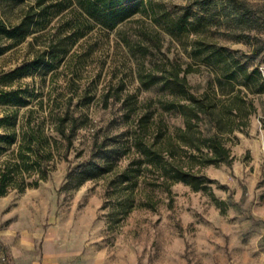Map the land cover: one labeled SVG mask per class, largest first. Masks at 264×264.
I'll return each mask as SVG.
<instances>
[{
  "label": "rangeland",
  "instance_id": "374dc122",
  "mask_svg": "<svg viewBox=\"0 0 264 264\" xmlns=\"http://www.w3.org/2000/svg\"><path fill=\"white\" fill-rule=\"evenodd\" d=\"M240 1L246 2L251 15L259 20L251 23L256 28L264 21V0ZM155 2L161 4L157 12L165 15L156 24L162 34L161 52L183 67H199L187 75L195 92L201 93L213 78V71L196 51L197 40L215 43L237 54L247 65L264 69V33L258 35L259 41H236L235 34L227 35L239 29L234 15L229 16L232 10L227 2L211 3V8L221 7L211 27L200 25L194 17L181 27L177 25V18L191 0ZM23 6L0 0V24L17 23ZM254 33L251 31V36ZM30 40L28 36L0 55V120L16 110L18 133L17 143L0 152V172L6 162L17 161L15 151L27 125L36 130L40 124L44 136L59 139L51 117L68 105L75 116L86 115L89 123L77 130L69 150L65 143L60 144L52 160L43 161L40 170L30 168L23 182L15 175L0 196V251L4 253L0 260L10 258L4 236L12 230L14 234L7 242L20 246L24 241L40 258H62L70 264H264V94L255 101L257 111L248 128L236 132V142L228 143L231 166L221 164L204 170L213 181L214 196L226 202L224 214L209 196L176 184L171 188V207L166 196L159 193L161 201L155 211L137 208L118 226L109 228L108 208H103L104 184L88 181L74 189L66 186L67 173L83 166L93 139H100L112 120L121 119L120 102L109 99L107 107L103 106L106 91L114 93L121 86L123 93L145 100L155 97L159 90L139 85L133 53L114 31L96 27L77 42L64 61L53 62L54 67L45 70L23 66L34 56ZM11 42L0 35V50ZM22 66L21 71L10 73ZM119 130L113 126L110 132ZM3 132L0 128V135ZM34 159L32 155L30 160Z\"/></svg>",
  "mask_w": 264,
  "mask_h": 264
},
{
  "label": "trees",
  "instance_id": "16d2710c",
  "mask_svg": "<svg viewBox=\"0 0 264 264\" xmlns=\"http://www.w3.org/2000/svg\"><path fill=\"white\" fill-rule=\"evenodd\" d=\"M9 1L24 6L17 23L0 24V35L12 41L2 46L0 55L31 36L28 45L35 49L34 56L23 66L45 70L54 67L53 62L64 61L77 42L98 27L114 31L133 53L139 85L159 90L155 97L145 100L123 93L121 86L114 93L108 90L103 94L104 107L109 99L120 102L121 119L112 120L101 138L93 139L89 158L83 166L68 171L66 186L78 189L88 181H101L109 228L118 226L137 208L155 211L161 201L159 193L166 196L171 207V188L176 184L209 196L220 213H225L226 202L214 196L213 181L204 170L221 164L231 166L233 156L228 143L236 142L235 133L248 128L257 111L255 101L264 94V76L258 66L247 65L237 54L218 48L215 43L197 40L201 62L213 71L207 87L197 93L187 75L196 73L199 67H183L161 52L162 34L156 24L165 15L157 12L161 4L155 0ZM218 1L227 2L232 10L229 16L234 15V24L239 28L237 33L230 31L227 35L235 34L236 41L260 40L264 21L253 28L251 23L259 20L251 15L250 6L240 0H191L177 18V25L181 27L194 17L200 25L211 27L214 16L221 14V7L210 5ZM23 66L10 73L21 71ZM16 115L14 110L0 120L4 131L0 135V152L17 143ZM51 123L59 139L44 136L40 124L36 130L27 125V131L22 132L15 151L17 161L6 162L0 172V196L6 193L15 175L23 182L30 168L40 170L43 161L52 160L60 144L65 143L69 150L77 130L86 127L89 118L84 114L75 116L68 105L54 112ZM113 126L120 130L111 133ZM32 155L35 159L31 161Z\"/></svg>",
  "mask_w": 264,
  "mask_h": 264
},
{
  "label": "crops",
  "instance_id": "0c3cea01",
  "mask_svg": "<svg viewBox=\"0 0 264 264\" xmlns=\"http://www.w3.org/2000/svg\"><path fill=\"white\" fill-rule=\"evenodd\" d=\"M13 234L12 230H10L8 235L4 236L6 240L4 245L6 249H8L6 253L10 255V258L0 260V264H70L67 260L62 258H50L46 255L40 258L36 253L32 252V245L26 244L24 241L19 243L20 246L7 242V238ZM0 254L4 257L3 252L0 251Z\"/></svg>",
  "mask_w": 264,
  "mask_h": 264
},
{
  "label": "built area",
  "instance_id": "2783aa9c",
  "mask_svg": "<svg viewBox=\"0 0 264 264\" xmlns=\"http://www.w3.org/2000/svg\"><path fill=\"white\" fill-rule=\"evenodd\" d=\"M262 76H264V69H260Z\"/></svg>",
  "mask_w": 264,
  "mask_h": 264
}]
</instances>
